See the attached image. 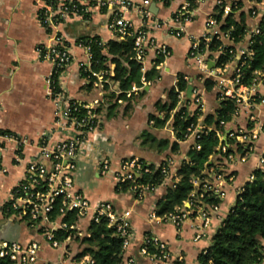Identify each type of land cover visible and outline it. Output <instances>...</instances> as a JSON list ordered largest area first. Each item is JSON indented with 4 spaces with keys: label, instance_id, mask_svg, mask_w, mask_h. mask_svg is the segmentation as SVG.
<instances>
[{
    "label": "crops",
    "instance_id": "obj_1",
    "mask_svg": "<svg viewBox=\"0 0 264 264\" xmlns=\"http://www.w3.org/2000/svg\"><path fill=\"white\" fill-rule=\"evenodd\" d=\"M54 1L59 3L64 0ZM130 1L133 6L124 14V19L134 27L143 26L138 11L142 0ZM185 1L171 0L168 5L150 2L145 7L152 19V24H147L149 38L156 44L165 45L170 55L160 66H156L158 57L154 51L146 53L141 73L144 76L154 70L157 71V77L145 83L144 77H141V86L132 85L128 90L138 89L129 98H118L121 92L118 90L114 64L108 65L110 76L103 88L89 84L81 70L82 66L90 65V57L80 41L91 38H99L104 44L112 40L120 41L108 27L109 11L91 7L85 16L64 17L56 29L72 54L71 64L59 79L64 92L79 103L100 101L97 107L100 120L98 129L88 135L87 145L76 155L75 189L92 205L108 201L118 212H131L133 243L123 254L124 263L129 258L141 257L138 254L139 245L145 236H149L166 245L170 258L165 262H156L141 257V264H196L197 257L210 247L213 235L221 224V217L233 207L236 188L248 183V177L258 168L259 155L264 152V133H261L255 142L254 152L245 161H239L236 156L232 161L224 163V170L234 178L231 185L224 187L226 195L218 205L219 210L210 214V226L205 229V236L198 241H193L195 228L200 224V219L195 215L190 216L179 228L150 218L151 214H156L158 202L164 198L167 186H161L154 194L136 201L128 193L116 192L112 173L105 177L99 175L97 160L101 157L111 162L112 170L117 168L120 160L133 157L152 165L171 157L179 165L194 142L191 139L176 138L172 129L176 109L166 114L159 107L168 102V94L176 88L178 78L186 76L189 79L188 88L200 91L203 108L198 123L204 125L205 117L215 113L221 93L217 77L208 72L215 71L225 78L231 76L238 61V49L248 45L251 32L261 17H247L248 34L242 43L235 46L237 51L233 60L222 70L216 69L213 63L210 66L211 62L206 68H199L188 57L189 48L192 42L204 36L205 23L216 7V0H196L194 8H190V21L183 25L181 35L176 37L179 27L172 19ZM235 1L242 3L236 19L241 12L248 14L253 6L250 0ZM41 7L42 0H0V132L7 131L26 141L17 150L14 141L0 140V242L37 241L41 247L40 264H61L58 263L59 251L50 248L43 236L28 229L8 207L10 195L22 180L26 165L38 155L40 136L52 127L54 121L55 107L47 87L52 66L42 60L38 53L39 47L50 44L48 31L38 21ZM156 23L159 28L153 25ZM222 42L223 45H232L226 39ZM260 91L264 93V87ZM152 117L163 121V124L156 125ZM262 126L264 106H246L227 124L226 131H248ZM144 133H149L157 141L166 140L168 147L160 151L148 139L145 140ZM174 143L178 145L175 152L171 150ZM217 158V155H212L210 160ZM203 207L208 209L207 205ZM89 224V219L80 222L84 233H88ZM82 239L75 238L69 243L72 253L79 255L83 251L85 246Z\"/></svg>",
    "mask_w": 264,
    "mask_h": 264
},
{
    "label": "built area",
    "instance_id": "obj_2",
    "mask_svg": "<svg viewBox=\"0 0 264 264\" xmlns=\"http://www.w3.org/2000/svg\"><path fill=\"white\" fill-rule=\"evenodd\" d=\"M48 1L42 0L38 21L48 31L50 44L39 47L38 53L42 60L49 62L52 66L51 74L47 79V87L49 97L55 107L54 121L52 127L40 136L37 143L38 155L26 165L22 180L10 195L8 207L18 220L26 224L28 229L43 236L50 248L59 251L58 263L93 264L87 254L81 255L82 251L79 252V255L74 254L70 248L69 243L75 238L89 236L88 233L83 232L80 222L84 219H89L90 222H97L101 218L105 219L108 227L113 228L115 233L122 239V249L125 252L133 243L130 221L131 212L129 210L118 212L108 201H101L96 205H92L75 189L76 155L80 149L87 145L88 135L98 129L100 120L97 107L100 101L96 100L89 104L79 103L69 98L64 92L59 79L71 64L72 54L62 36L56 32V29L64 17L70 15L81 16L82 13H87L91 7H96L110 12L108 27L118 40H122L125 37H133L134 58L140 64L141 71H143L142 64L148 51L152 50L156 57L163 58L156 66H160L169 57L170 52L165 45L156 44L148 36L147 24H152V19L151 14L145 7L150 2H159L157 0H142V6L138 11L144 25L139 27H134L129 21L124 19V14L133 6L130 0H64L58 3V9L56 10L51 7ZM250 1L253 4L249 9L251 17L262 16L264 14V0ZM215 6L222 7L224 17L232 12L233 6L236 7V1L216 0ZM257 6L261 8V11L258 10ZM57 15H59V21L56 19ZM190 19V3L189 0H186L172 19L179 27L175 33L176 37L181 35L183 25L189 22ZM153 25L159 28V24ZM218 25L212 13L205 23V34L202 39L194 41L190 45L188 57L199 68H206L209 62L214 63L217 54L228 46H220L217 50L218 52L210 53L208 44L213 37H216V39L221 38V40L226 39L230 42L227 35L219 32ZM257 33L256 25L251 32V36ZM249 45L250 43L248 42L246 47L238 49V61L229 78L221 77L215 71L208 72L217 77L218 85L221 87L219 99L227 98L235 102L236 109L232 119L240 113L242 107L264 106V93L260 91L261 87H264V69L255 72V79L249 86L244 85L242 82L243 73L241 68L246 65L247 59L252 57ZM84 47L90 57L89 47ZM208 54H212L213 59H209ZM81 68L83 75L87 79L93 78V85L103 88L108 82L109 70L95 72L90 69V65L82 66ZM223 68L216 69L222 70ZM183 79L189 83L188 77L184 76ZM143 82L145 83L144 79ZM137 90L133 88L131 91L125 92L124 95L129 98ZM177 99L176 111L185 107L191 114L199 113L196 123L189 125L186 129L183 140L191 139L195 143L204 131L213 132L219 139L215 152L217 157L221 158V163L206 168L202 172V177L193 179V191L181 206L161 216L151 214L150 218L179 228L190 216L195 215L200 219V224L195 228L193 241H198L205 236V229L210 226V214L219 210L218 205L226 195L224 187L231 185L233 181V175L228 174L224 170V163L232 161L236 156H238L239 161H245L254 152L255 142L258 140L259 135L264 133V127L248 131L237 129L227 132L226 126L229 122L223 120L219 121L217 128L207 127L198 123L203 104L200 91L197 88L191 87L190 93L179 91ZM117 102H120V100H117ZM221 128L225 129L224 134L220 130ZM229 139L241 144L242 149L238 151L234 144L229 145L227 143ZM0 140L14 141L18 146L17 150L26 143L24 139L13 135L0 134ZM229 147L234 152L226 155ZM194 148L199 150L200 146L194 145ZM186 162L185 158L179 165ZM179 165H176L171 157L157 165H152L133 157L120 160L117 163V168L112 170L111 162L108 159L101 157L97 160L99 175L105 177L112 173L116 190L126 185L127 190L125 193H128L136 201H141L144 197L154 194L161 186L174 188L179 182L177 174ZM156 170L160 171L162 176L160 183L157 185L144 182L143 177ZM256 171H261L264 174V152L258 157V168ZM254 173L248 177V183L253 181ZM245 187L246 185L236 188L235 200L245 191ZM211 196L220 202L218 204L205 203V197ZM206 205L208 209L203 207ZM56 207L57 214L54 215ZM231 209L227 211L225 216L221 217V223L232 212ZM70 215L72 216L69 217ZM150 242L157 248V253L149 252L147 245ZM40 250L39 243L34 240L27 243L3 241L0 242V260L7 259L12 264H40ZM261 250L262 258L258 263L254 264H264V244ZM138 254L143 258L156 262H165L170 258L166 245L149 236L143 238L138 248ZM122 264L141 263H136L132 257L125 263L122 262Z\"/></svg>",
    "mask_w": 264,
    "mask_h": 264
},
{
    "label": "trees",
    "instance_id": "obj_3",
    "mask_svg": "<svg viewBox=\"0 0 264 264\" xmlns=\"http://www.w3.org/2000/svg\"><path fill=\"white\" fill-rule=\"evenodd\" d=\"M168 5L171 0H157ZM258 1V0H256ZM190 8H194L196 0H189ZM51 7L58 9V3L54 0H49ZM242 9V3L236 1V7H232V12L223 17L222 7L216 6L213 10L214 20L219 24V32L229 37L232 45H228L223 51H220L213 63L215 68H223L227 63L233 60L236 54L235 46L242 43L244 37L248 34L246 24L247 17H251L250 11L248 14L241 12L236 19L237 12ZM82 13L81 16H85ZM59 21V15L56 16ZM61 20V19H60ZM258 33L252 35L249 39V48L252 52V57L247 59V63L241 68L243 73V84L249 86L255 79V72L264 69V14L257 22ZM83 46L89 47L90 54V69L95 72L108 70L109 64H114L116 81L118 90L121 92L118 98H124V93L128 91L132 85L141 86V77L145 81L154 80L157 77V71H152L144 76L141 73V66L134 58L133 37H125L120 41H109L102 43L99 38L84 39L80 41ZM224 46L221 38L213 37L208 44L210 53L218 52V48ZM213 59L212 55L209 59ZM163 60L162 57L156 59V64ZM85 76V75H84ZM89 84H92L93 78L88 79ZM57 85V83H56ZM188 82L183 79V76L178 78L176 88L169 92L168 102L161 105L159 108L168 114L177 106V96L179 91H187ZM236 109V104L231 99H221L218 103L214 114L206 116L204 126L218 127L220 120L230 122L233 113ZM199 113L187 111L185 107L180 108L173 117V131L178 140H183L186 129L189 125L195 124ZM156 125L163 124L156 118H151ZM225 133V129H220ZM1 135H11L7 131L0 132ZM145 140L155 145L160 151L168 147L166 140L157 141L149 133H144ZM229 145L234 144L238 151L242 149V145L234 140H227ZM219 144V139L211 131H204L200 138L195 141L194 145L200 146L199 150L194 148V145L187 152V162L177 167L179 182L174 188H166L164 198L158 202L157 215L172 212L176 207L181 206L184 201L189 198L193 191L192 181L195 178L202 177V172L206 168L216 166L221 163V158L210 160L212 155H216V147ZM2 144L0 143V148ZM178 149L177 143L171 146L172 151ZM233 149L229 147L226 155L233 153ZM162 176L160 171H153L149 175L143 177L144 182L159 184ZM127 186L123 185L118 193H125ZM205 203L218 204L220 201L214 197H205ZM232 212L229 213L223 220L219 228L215 231L210 247L197 257L196 264H254L258 263L262 258V247L264 244V174L261 171L254 173L252 182L247 183L245 191L236 198L232 207ZM57 214V207L54 215ZM70 215L69 217H71ZM88 237H84L81 242L85 246L82 254H87L93 264H122L123 249L122 239L115 233V230L108 227L105 219L101 218L97 222H90L88 227ZM149 252L157 253V248L150 242L147 245ZM80 255V256H81ZM78 256V257H80ZM136 263H141V257H133ZM0 264H12L7 259H1Z\"/></svg>",
    "mask_w": 264,
    "mask_h": 264
},
{
    "label": "water",
    "instance_id": "obj_4",
    "mask_svg": "<svg viewBox=\"0 0 264 264\" xmlns=\"http://www.w3.org/2000/svg\"><path fill=\"white\" fill-rule=\"evenodd\" d=\"M210 66H212V63H210ZM190 91H191V87H189V88L187 89V92H188V93H190Z\"/></svg>",
    "mask_w": 264,
    "mask_h": 264
}]
</instances>
